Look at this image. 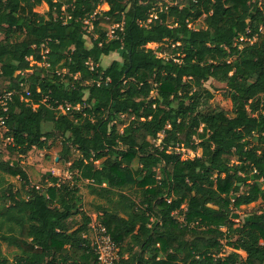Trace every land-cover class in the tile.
Segmentation results:
<instances>
[{
  "label": "trees",
  "instance_id": "1",
  "mask_svg": "<svg viewBox=\"0 0 264 264\" xmlns=\"http://www.w3.org/2000/svg\"><path fill=\"white\" fill-rule=\"evenodd\" d=\"M0 33V264L3 245L15 264H99L82 189L113 264H264V212L233 219L264 202V0H0ZM57 137L72 177L36 186L23 159Z\"/></svg>",
  "mask_w": 264,
  "mask_h": 264
},
{
  "label": "rangeland",
  "instance_id": "2",
  "mask_svg": "<svg viewBox=\"0 0 264 264\" xmlns=\"http://www.w3.org/2000/svg\"><path fill=\"white\" fill-rule=\"evenodd\" d=\"M55 2L60 0H53ZM109 10L108 5H103L99 8L98 12H107ZM34 12L38 15L44 16L45 18L50 15V7L43 3L41 6L37 7ZM200 23H195L191 25V28H200ZM89 33L87 34L86 40L87 45L89 47L92 46L91 39L93 33V26L89 24L88 26ZM109 30V35L112 37L113 32L111 31L113 28H107ZM94 38H97L95 35ZM4 39V35L0 33V41ZM149 49L157 50L158 45H150L148 46ZM122 53H116L112 54L109 57H103L102 58V66L104 68L109 67L114 61H121L122 59ZM206 88L212 91L215 95V98L213 101H211L210 108L216 110L217 112H232V102L228 99H225L223 97L224 91H225V85L216 83L214 81L208 82L206 85ZM63 140L60 137H57L55 141L52 144V148L49 151H39V150H33L25 159H23V167L27 170L30 179L32 183L36 186L41 187L42 182L45 184L50 183L49 178H47V174H53L54 176H58L60 178H68L71 179V174L69 171L70 165H64L60 162L59 156L63 150L62 146ZM7 143L8 141H5L1 144L0 150L4 154V159L9 160V152L7 151ZM178 153L181 154L183 160L187 159H194L197 156H201V150H199L197 153L188 151V150H178ZM79 154L73 156V160L78 158ZM8 183L13 184L16 188H21V181L18 178H11L7 177ZM86 190V189H85ZM86 210L87 212L92 216L93 218V225L97 224V216L93 214L94 205H96V202L94 200V197L89 196L88 191L86 190ZM264 212V202L260 200L257 204H253L249 207H243L239 211H235L233 214V219L236 221L238 225L242 224L244 221V218L249 215L250 213L255 212ZM93 232V231H92ZM90 238H93V233L91 234ZM3 251L7 255L10 264H15V255H16V249L15 248H9L6 245H3ZM232 250L228 249L227 253H231ZM244 258L245 254L240 253Z\"/></svg>",
  "mask_w": 264,
  "mask_h": 264
},
{
  "label": "built area",
  "instance_id": "3",
  "mask_svg": "<svg viewBox=\"0 0 264 264\" xmlns=\"http://www.w3.org/2000/svg\"><path fill=\"white\" fill-rule=\"evenodd\" d=\"M89 26V22H85ZM88 28V33H89ZM27 96H30V93L26 90ZM12 94H6L0 98V105L5 107L8 100L11 98ZM60 110L66 113L65 109L60 107ZM69 109L67 108V111ZM5 121L0 120V126H4ZM183 221V219H181ZM97 222V221H96ZM93 231V245L95 247V252L98 256L99 264H113L116 260L119 259L120 249L113 242L105 227L100 224L91 225Z\"/></svg>",
  "mask_w": 264,
  "mask_h": 264
},
{
  "label": "crops",
  "instance_id": "4",
  "mask_svg": "<svg viewBox=\"0 0 264 264\" xmlns=\"http://www.w3.org/2000/svg\"><path fill=\"white\" fill-rule=\"evenodd\" d=\"M65 179H68V178H65ZM49 184H50V183H49ZM82 194H83L84 198L87 197V195H86V190H85V189H82Z\"/></svg>",
  "mask_w": 264,
  "mask_h": 264
}]
</instances>
